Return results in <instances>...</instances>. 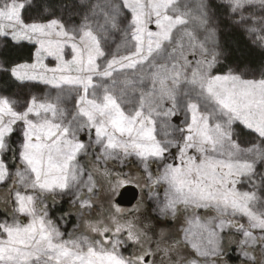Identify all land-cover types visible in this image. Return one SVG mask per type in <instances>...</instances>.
Masks as SVG:
<instances>
[{
	"label": "snow or ice",
	"instance_id": "6c2138e0",
	"mask_svg": "<svg viewBox=\"0 0 264 264\" xmlns=\"http://www.w3.org/2000/svg\"><path fill=\"white\" fill-rule=\"evenodd\" d=\"M0 264H264V0H0Z\"/></svg>",
	"mask_w": 264,
	"mask_h": 264
},
{
	"label": "rangeland",
	"instance_id": "374dc122",
	"mask_svg": "<svg viewBox=\"0 0 264 264\" xmlns=\"http://www.w3.org/2000/svg\"><path fill=\"white\" fill-rule=\"evenodd\" d=\"M124 172H129L131 171V173L133 175L136 174V165L135 163H130L127 167H125L123 169ZM127 189H133L136 192V197L135 199L132 201V203L130 205H126V204H121L122 207H130L132 204H134L136 202V199L138 198V189H136L133 185L129 184L127 187ZM122 191V190H121ZM69 205L67 203L61 204V205H57L54 209L53 212L55 213V215H60L62 213V211H66L68 209ZM58 212H55V211ZM77 223V220L75 218V216L69 218V221L66 225H64L65 230L67 231H71L72 227L74 226V224Z\"/></svg>",
	"mask_w": 264,
	"mask_h": 264
},
{
	"label": "water",
	"instance_id": "95a60500",
	"mask_svg": "<svg viewBox=\"0 0 264 264\" xmlns=\"http://www.w3.org/2000/svg\"><path fill=\"white\" fill-rule=\"evenodd\" d=\"M126 189H127V188H124V189L122 190V193H123L124 191H126ZM132 190H133V189H132ZM135 197H136V192L133 190V191L131 192V194L128 195V198H127L126 202H120V203H121V204L123 203V204H126V205H130V204L132 203V201L135 199Z\"/></svg>",
	"mask_w": 264,
	"mask_h": 264
},
{
	"label": "flooded vegetation",
	"instance_id": "af4514ba",
	"mask_svg": "<svg viewBox=\"0 0 264 264\" xmlns=\"http://www.w3.org/2000/svg\"><path fill=\"white\" fill-rule=\"evenodd\" d=\"M132 191V189H126V191H124L120 197V202H126L128 195H130Z\"/></svg>",
	"mask_w": 264,
	"mask_h": 264
},
{
	"label": "trees",
	"instance_id": "16d2710c",
	"mask_svg": "<svg viewBox=\"0 0 264 264\" xmlns=\"http://www.w3.org/2000/svg\"><path fill=\"white\" fill-rule=\"evenodd\" d=\"M123 190V189H122ZM55 212H58L57 210Z\"/></svg>",
	"mask_w": 264,
	"mask_h": 264
}]
</instances>
